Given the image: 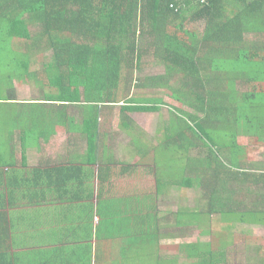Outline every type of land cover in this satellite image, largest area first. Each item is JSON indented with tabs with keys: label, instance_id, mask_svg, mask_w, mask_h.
Wrapping results in <instances>:
<instances>
[{
	"label": "trees",
	"instance_id": "16d2710c",
	"mask_svg": "<svg viewBox=\"0 0 264 264\" xmlns=\"http://www.w3.org/2000/svg\"><path fill=\"white\" fill-rule=\"evenodd\" d=\"M191 11L194 16L207 17L208 43L217 36H225L228 42L226 52L217 50L211 58L202 59L206 69L204 73L200 70L202 61L198 57V49H192L189 32L184 27L183 17L190 16ZM177 21L179 24L167 31L169 24ZM217 21L224 25L219 30L215 25ZM258 33L261 35L256 37ZM16 39L24 41L22 50L14 48ZM41 55L45 60L42 68H34L35 59ZM150 56L168 74L177 72L181 76L172 84L164 83V78H156L153 82L163 81L164 86L174 87V100L186 98L183 106L204 114V117L195 115L192 120L214 130L217 127L212 125L218 122L210 119L209 112L214 97L208 93L212 82H219L218 85L224 83L228 89L238 80L247 78L249 84H260V91L254 90L256 94L260 96L264 93V0H0V168L16 166L14 154L17 147L23 150L26 161L30 143L33 145L34 140L46 131H50L51 138L56 134L55 124L63 122L65 128L82 133L84 138L87 136L88 156L90 154L91 160H97L94 151L99 140L100 104L124 103L120 113L123 125L120 127H128L131 131L136 126H133L134 120L128 112H157L159 106H163L161 100L131 96L136 72L143 60ZM231 60L230 70L224 71V68L219 79V75H208L210 70L221 72V65ZM31 79L36 80V87L43 89L40 97L43 98L38 99L39 103H17L15 83ZM144 80H140V87ZM124 88L129 94L121 95ZM44 89L54 92L46 93ZM232 90L234 93L235 90ZM86 92L105 95L98 101H87L82 97ZM251 93L243 95L242 101L256 98L257 95ZM118 96L122 98L119 100ZM233 101L238 102L236 97ZM243 110L244 106L240 113ZM45 116L50 118V129L40 126ZM74 116L82 117L80 123ZM258 121L262 123L264 118ZM173 127L171 120L167 127L169 133L162 144L167 145L169 151L179 154L181 176L173 177L171 182L181 179L184 189L199 190L207 200L203 203L199 201L187 211L181 210L177 215V225L188 224L183 222V218L198 221L202 220V216L209 219L213 214L220 217L221 223L232 224L245 222L258 211L264 212V196L260 206L254 205L255 209L253 206L240 210L245 207L243 198L251 197L249 186L264 188L263 171L242 170L246 160L241 161V168H237L231 159L234 156L232 151L228 152L229 163L225 164L221 154L208 141L194 142L193 139H198L190 132L172 137ZM246 134L252 136L250 131ZM178 145H181L179 152L176 149ZM229 146L235 148L236 145ZM136 152L142 157V151ZM141 162L144 163L143 157L126 168L124 177L129 179L133 174L136 188L125 187L122 193L130 195V188L139 192L140 204L143 203L140 194L147 195L159 188L157 164L146 167L147 163L143 166ZM201 168L207 171L202 172ZM107 171V168L98 170L96 197L102 204L105 203L103 198L109 197L104 187L110 179L105 177ZM61 175L79 183L81 181L83 185L89 183L84 181L89 174L86 172L84 176L79 166L68 172L62 171ZM150 180H155V185L150 184ZM142 188L149 191L143 193ZM238 211H244V215L238 216ZM138 212H141V207ZM261 218L256 216L253 221L260 223ZM137 219L138 223L147 224L140 214ZM205 245L212 247L211 242ZM183 253L188 261H199L192 264H216L221 255L213 248L210 256L195 254L187 245L183 246Z\"/></svg>",
	"mask_w": 264,
	"mask_h": 264
},
{
	"label": "crops",
	"instance_id": "0c3cea01",
	"mask_svg": "<svg viewBox=\"0 0 264 264\" xmlns=\"http://www.w3.org/2000/svg\"><path fill=\"white\" fill-rule=\"evenodd\" d=\"M189 22L191 47L198 49V57L202 61L201 66H203L200 70L204 73L206 69L202 59L207 56L211 58L212 54L218 51L226 52L228 50L226 48L227 38L217 36V39L214 38L208 43L209 24L206 16H194L191 11ZM178 24L179 22L169 24V29ZM194 25H204V32L201 35H195ZM215 25L217 30L224 26L219 21ZM147 58L149 59V57ZM152 64L157 66L154 62ZM222 72L223 70L214 73L210 70L208 75H220ZM151 79L150 83L153 82ZM29 84L36 87V80L16 82L15 88L19 92L18 88ZM147 87L148 84L147 86L142 85L141 89ZM38 99L17 98L16 102L39 103ZM100 106L102 107L97 132L99 140L97 141L98 147L94 151L97 160H91L90 154L88 156L87 136L84 138L82 133L69 130V127L65 128V122H63L57 123L56 134L51 138L50 131H46L44 135L34 140L33 145L30 143L31 147L26 151V161L23 157V150L17 147L14 154L16 166L0 168V264H118L120 261V253L123 252L122 248L120 249V244L124 240L118 238L119 235L116 236L115 233L123 228H115L113 225L115 221L123 219L122 217L126 213L118 209L116 203L122 202L124 196L122 193L125 192V187H133L132 183L135 182L131 173L132 180L131 177H128L129 179L124 177L126 168L130 165L121 164V161L117 159L121 153L118 154L109 141L110 132H107L106 128L110 127L111 131L112 110L106 108L105 104H100ZM74 117L80 123L82 117ZM130 118L133 119L132 116ZM134 124L138 125L135 120L133 126ZM207 127L209 128V126ZM93 132H91V136ZM131 132H135V130ZM245 137L255 138L249 135L239 136V138ZM51 139L63 145L61 152L55 151L56 154H53L56 156L54 159L50 156V150L47 149V152L42 148L53 143ZM252 148L255 152L247 154L246 162L243 164H247L249 167L242 170L264 172V153L259 147ZM228 149L229 147L226 148V153ZM75 165L83 170L84 176H86V172L89 174V178L84 179L89 183L83 185L81 181L79 183L68 179L67 175H61L62 171L67 170L68 172V170L74 169ZM100 168L102 171L106 168L109 170L105 177H110V179L104 187H106L109 197L112 198V202L107 206H104L106 204H102L96 197ZM150 184L155 185V180H150ZM90 188H95V190L92 191ZM129 190L132 192L131 188ZM126 196L129 197V195ZM101 206L110 208L115 206L116 212L109 209L107 213H104ZM138 213L143 216L141 212ZM237 215L241 217L244 215V211H238ZM256 216H264V212L258 211L250 215L245 222L224 225V227L228 226L232 229L238 223L240 230L233 232V237L229 236L227 244L222 247L223 264H264L263 258L260 257L264 254V248L261 245L256 246L254 241L250 237L248 238L251 229L255 230V233H259L261 238L264 233V222L253 221ZM112 217L119 219L112 220ZM146 222L148 224L149 221ZM147 224L139 221L137 234L157 236V248L161 256L165 258L163 264H179V259L183 256L181 242L183 228H179L175 232L171 231V227L164 226L156 227L151 231L150 228H147ZM242 226L247 227V230H243ZM236 228L237 226L234 230ZM246 231L247 235L244 237L242 232ZM236 236L239 237L236 238ZM187 246L188 249L191 248V246ZM251 246L253 248H249ZM246 249L248 252H245ZM213 251L221 252L217 249L216 251L213 249ZM248 253H252V255L247 257Z\"/></svg>",
	"mask_w": 264,
	"mask_h": 264
},
{
	"label": "rangeland",
	"instance_id": "374dc122",
	"mask_svg": "<svg viewBox=\"0 0 264 264\" xmlns=\"http://www.w3.org/2000/svg\"><path fill=\"white\" fill-rule=\"evenodd\" d=\"M189 21L190 16L184 15L183 22L188 32L191 29V27L189 26ZM166 29L167 31H169V28ZM204 29V25L193 26L195 35H201L204 32ZM33 30L36 29H34L33 27ZM260 35L261 34L258 33L255 36L257 37ZM23 47V40H14L15 49L22 50ZM151 60L152 58H145L142 62L140 70H137L135 76V84L132 87L131 96L135 99L161 100L163 102V106H159L160 110H158L157 112L147 113L128 112V116H132L138 124L135 128V132H131L128 127L125 129L120 127L123 125L120 113L124 103L106 105V108H111L113 116V118L110 120L111 131L110 127L106 128L107 132H110L109 141L112 144V147L115 148L114 150H116L118 154L121 153L120 156L117 157V159L121 161V164L126 163L128 165H134L135 163H138L139 160L143 157L144 163H147L146 167H152L154 164L156 166L157 164V181L159 186L158 189H153L152 192L150 191V193H147V195L149 196L144 194L140 195V198L143 200L142 204L138 202L139 192L134 191L131 192L129 197L124 195L121 203H116L118 209L126 213L124 214V217H122L123 219L120 220H117L119 218L112 217V220H117L115 221L113 226L115 228H123V230L117 231L115 233L116 236L119 235L117 236L118 238L124 240V242H121L120 244V249L122 248L123 252L120 253L121 258L119 259L120 261H118V264L164 263L165 258L161 256L159 249L157 248L158 237L137 234V227H139L137 225V218L139 217V214L137 212L140 207L141 213L144 216V220L149 221L147 224V228H150L151 231H153L156 227L164 226H171V231L183 228L181 242L183 246L190 245L191 252L195 254H205L207 256H210V252L213 248L215 249V251L216 249L218 251H221L220 253L224 257V254L222 253L223 250L221 249L227 244L229 236L230 238L233 237L232 233L238 232L240 230L238 223L235 224L232 229H230L228 226L224 227L225 224L221 223L220 217L217 214H213L209 219H205L202 216V220L198 221H196V219L192 220L190 218H183V222H188L187 225L176 224L177 215L181 210L184 211L186 209L187 211L198 205L196 203H198L199 201L203 203L207 200L205 199L204 193L199 190L184 189L181 186V179H179L178 181L176 180L175 183L171 182V179L173 177L181 176V163L177 159V157L179 156L177 152L169 151L167 149V145L162 146L163 141L165 140L163 138L166 136V134L169 133L167 127L172 120V124H174L173 130L170 129L171 134L173 135L172 137L190 132L192 137L198 139L195 140L192 138L194 142L204 143L206 140L212 146V148L215 147L216 152L221 154L222 161L225 164L229 163L228 152L232 151L234 156H232L231 159L234 160V164L238 166L237 168L242 167V169H246L249 166L246 164V166L243 167L241 166L240 162L246 160L247 154L255 152L254 150H252V147H259L264 153V121L262 123H258V119L264 118V93H262L260 96L259 94H256L254 90L256 88L257 91H260V84H249V80L247 78L238 80L234 85L230 86V91H228L229 88L227 89L226 84L223 83L218 85L219 82H217L216 84L212 82L208 87V93L212 94V96L214 97L213 102H211V105L209 106V112L211 113L210 119H215V121L218 122L215 125H212L213 127H217L216 129L212 130L210 128H207L204 123L201 122V124L200 121L198 122L192 120V117H194L195 115L203 117L204 114L188 108L187 106H183L182 104H185L184 102L187 101L186 98H180V101L174 100L173 95L175 91H173L169 87L164 86L163 81L150 83V78H152L153 80L156 78L163 80L164 78V83H166L167 81L170 84L176 83L181 78V76L177 72L168 74L163 66H158L157 68V66L152 64L153 61ZM44 62L45 60L41 55L35 59L33 66L34 68H36L37 66L38 69L42 68ZM232 62L233 61L231 60L227 61V64H222L221 69L223 70L225 68L224 71H226V69L230 70V64ZM223 73L224 72L220 73L219 76L215 74V76H218L219 79V77ZM154 75L160 76L154 77ZM140 80H144L142 85L147 86L148 84V87L146 89H141L142 86L140 87ZM26 86H24L23 88H18L19 92L16 90L17 98L38 99L42 96V88L33 87V85L30 84ZM232 88L237 91L236 94H234L235 91L234 93L232 92ZM96 89L98 90V88ZM44 90L46 93L54 92V90L52 89ZM121 91V95L129 94L128 90L125 88ZM249 92H252L251 94L257 95L256 98L249 97V100L242 101L243 95H246ZM102 95L104 96L105 93H102ZM102 95L95 92H86L82 97L87 101H98L100 98H103ZM234 97L237 98L238 102L233 101ZM121 98L122 97L118 96L119 100ZM208 100L211 101L210 98ZM243 106L244 110L240 113V109ZM222 122L223 126H221ZM40 126H44L50 129V118L45 116L44 123ZM57 127V124H55V128ZM102 127L104 128L103 125ZM195 130L198 132H196ZM247 131H250V135L254 136L255 138H239V136H247ZM18 134H22V132H18ZM46 136L48 135L46 134ZM229 144H234L236 146L235 148H232L229 146ZM139 146L141 148H138ZM228 147L229 149L226 153V148ZM42 148L45 149V151H47V149L50 150V156L54 159L56 156H53V154H56L55 151H60L63 148V145L60 142L53 141V143ZM180 148L181 145H178V148H176L178 152L180 151ZM135 150L138 152L142 151V157L139 156V153H137ZM250 162L253 161L250 160ZM144 163L141 162L140 165L145 166ZM201 171L205 172L207 171V169L201 168ZM132 185L134 184L132 183ZM131 188L135 189L136 187L133 186ZM249 189L251 197L243 198V201L245 200V207H241L240 210L249 209L255 204L256 206H260L263 202L262 197L264 196V188L258 185H254L249 186ZM141 191L144 193L148 192L149 190L142 188ZM155 193H157V196ZM103 199H105L106 205L112 202L111 197H104ZM237 199L239 200V198ZM240 200H242V198H240ZM243 205L244 204H242L241 206ZM104 206H101V208L103 207L102 211L104 213H107V210L109 209H112L116 212L115 206H112L111 208ZM256 206H254L253 208L255 209ZM260 221L264 222V216H262ZM236 226L237 228L236 230H234ZM241 228L243 230H247V227L245 226H242ZM255 232V230L251 229L248 238L250 237V239L254 241V244L256 246L261 245V247L264 248V233H262L261 238L260 234ZM242 235L245 237L247 235V231L244 233L242 232ZM237 237L239 236H236V238ZM199 242H202V244H199ZM207 242H211L212 247L205 245L207 244ZM200 246L204 247L199 248ZM249 248L253 247L251 246ZM245 252H248V249H246ZM220 253L218 254L220 255ZM250 255H252V253H248L247 257H249ZM183 256L180 257L179 264L199 263L198 260L188 261ZM260 257L264 260V254H262ZM216 264H223L221 255L219 259L216 260Z\"/></svg>",
	"mask_w": 264,
	"mask_h": 264
},
{
	"label": "clouds",
	"instance_id": "9594fccd",
	"mask_svg": "<svg viewBox=\"0 0 264 264\" xmlns=\"http://www.w3.org/2000/svg\"><path fill=\"white\" fill-rule=\"evenodd\" d=\"M171 8H174V7H173V6H171ZM178 21H179V20H178ZM178 21H177V22H178ZM184 27H185V26H184Z\"/></svg>",
	"mask_w": 264,
	"mask_h": 264
},
{
	"label": "built area",
	"instance_id": "2783aa9c",
	"mask_svg": "<svg viewBox=\"0 0 264 264\" xmlns=\"http://www.w3.org/2000/svg\"><path fill=\"white\" fill-rule=\"evenodd\" d=\"M202 2H205V0H201Z\"/></svg>",
	"mask_w": 264,
	"mask_h": 264
}]
</instances>
